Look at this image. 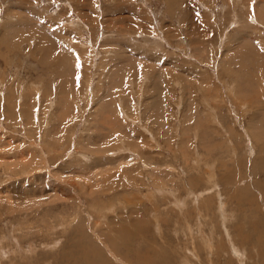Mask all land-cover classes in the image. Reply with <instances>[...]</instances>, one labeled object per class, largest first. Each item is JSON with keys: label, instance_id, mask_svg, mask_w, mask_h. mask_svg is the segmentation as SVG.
I'll list each match as a JSON object with an SVG mask.
<instances>
[{"label": "rangeland", "instance_id": "obj_1", "mask_svg": "<svg viewBox=\"0 0 264 264\" xmlns=\"http://www.w3.org/2000/svg\"><path fill=\"white\" fill-rule=\"evenodd\" d=\"M263 244L264 0H0V264Z\"/></svg>", "mask_w": 264, "mask_h": 264}, {"label": "bare ground", "instance_id": "obj_2", "mask_svg": "<svg viewBox=\"0 0 264 264\" xmlns=\"http://www.w3.org/2000/svg\"><path fill=\"white\" fill-rule=\"evenodd\" d=\"M238 192V191H237ZM236 192V193H237ZM240 194V193H239ZM221 204V203H220ZM248 207V206H247ZM223 209V208H222ZM224 211V210H223ZM222 212V211H221ZM219 213V212H218ZM223 213V212H222ZM224 215H225V213H224ZM221 218V217H220ZM263 218V217H262ZM224 220V219H223ZM225 221V220H224ZM237 227V226H236ZM95 233V232H94ZM227 233V232H226ZM256 239H257V237H256ZM104 244V243H103ZM230 244V243H229ZM228 245V244H227ZM230 246H233V248H235L234 247V245L232 244V245H230ZM262 246V245H261ZM106 247V246H105ZM211 247V246H210ZM104 248V247H103ZM252 248H253V246H252ZM258 249H260L259 248V246H258ZM241 250V249H240ZM243 250H245L244 248H243ZM237 251V250H236ZM239 251V250H238ZM240 252V251H239ZM261 255L259 254V258H261V256L263 257L264 256V244H263V247H262V249H261ZM109 253H111V251L109 250ZM114 253V252H113ZM242 253V252H241ZM254 253V252H253ZM232 254V253H231ZM238 255H239V253H237ZM256 254V253H255ZM236 255V254H235ZM241 255V254H240ZM239 255V256H240ZM110 256L112 257L113 255L112 254H110ZM241 257V256H240ZM244 257H245V255H244ZM115 258V257H114ZM242 259V258H241ZM258 259V258H257ZM262 259V258H261ZM245 259H243V261H244ZM121 262V261H120ZM240 263H241V261H240ZM122 264V263H121ZM125 264V263H124ZM127 264V263H126Z\"/></svg>", "mask_w": 264, "mask_h": 264}]
</instances>
